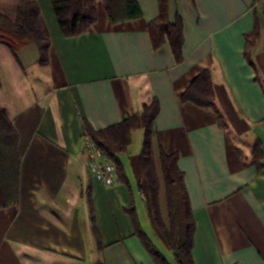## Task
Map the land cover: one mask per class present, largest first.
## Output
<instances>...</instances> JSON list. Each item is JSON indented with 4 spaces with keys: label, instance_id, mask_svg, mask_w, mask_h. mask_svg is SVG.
<instances>
[{
    "label": "crops",
    "instance_id": "obj_1",
    "mask_svg": "<svg viewBox=\"0 0 264 264\" xmlns=\"http://www.w3.org/2000/svg\"><path fill=\"white\" fill-rule=\"evenodd\" d=\"M137 1L142 17L116 24L98 1L96 23L66 37L52 0H0L12 21L20 6L37 2L50 42L47 66L35 43L15 55L0 44V90L5 78L18 88L16 101L3 96L0 104L20 160L18 203L0 209V264H156L136 221L176 264L156 225L142 150L131 151L134 133L143 130L144 145L145 130L132 132L115 185L96 181L86 165L87 127L120 124L154 99V154L158 162L161 147L178 157L194 263L264 264V0H167L165 21L181 28L178 56L167 33L156 44L151 35L159 1ZM204 72L215 108L182 98Z\"/></svg>",
    "mask_w": 264,
    "mask_h": 264
},
{
    "label": "trees",
    "instance_id": "obj_2",
    "mask_svg": "<svg viewBox=\"0 0 264 264\" xmlns=\"http://www.w3.org/2000/svg\"><path fill=\"white\" fill-rule=\"evenodd\" d=\"M98 1L104 2L105 10L113 24L142 17L137 0H52L57 20L66 37L81 35L96 23ZM158 1L161 13L159 18L150 25L151 35L156 44L161 41L162 35L167 33L178 56L181 45L180 25L166 23L167 0ZM39 13L38 3L28 2L18 8L14 21L0 14V44L8 46L15 55L20 48L29 43H35L40 50L41 65L47 66L50 42L42 35ZM182 98L184 101H191L201 107L215 108L210 72H204L197 77ZM158 112L159 105L154 99L150 104L145 105L141 114L128 116L120 124L102 131L87 127V138L93 140L114 162L119 178L123 179L124 167L119 156L128 152L132 143V132L137 129L145 130V141L140 155L141 167L156 225L173 252L175 263L195 264L192 257L195 225L184 175L177 165L178 157L166 155L161 147L157 156L158 162L154 154V124ZM17 143L18 135L13 128L8 111L0 104V209L18 203L20 160ZM141 192L143 196H146L145 188H141ZM162 201L167 209V223L162 215ZM136 226L137 234L140 235L155 263L171 264L142 232L137 221Z\"/></svg>",
    "mask_w": 264,
    "mask_h": 264
},
{
    "label": "built area",
    "instance_id": "obj_3",
    "mask_svg": "<svg viewBox=\"0 0 264 264\" xmlns=\"http://www.w3.org/2000/svg\"><path fill=\"white\" fill-rule=\"evenodd\" d=\"M85 153L87 156L86 165L92 178L104 186L115 185L118 175L114 162L89 138L85 140Z\"/></svg>",
    "mask_w": 264,
    "mask_h": 264
},
{
    "label": "rangeland",
    "instance_id": "obj_4",
    "mask_svg": "<svg viewBox=\"0 0 264 264\" xmlns=\"http://www.w3.org/2000/svg\"><path fill=\"white\" fill-rule=\"evenodd\" d=\"M0 78L4 80V76L0 75ZM6 80L7 79L5 78V83L4 82L1 83V85L3 84V88H1V90H0V97H2V98H3V96L5 98L12 97V100H11V98H9V100L12 102L15 99V101H16V96L18 97V95L16 94V92L18 91V88H16L14 82L9 80L10 82L7 83ZM40 81L42 83L43 88L47 87V84H48L47 78H42V79H40ZM2 98H1V101L3 100ZM143 138H144L143 130H138L134 133V141H133V145L131 147V151L134 155H137L142 150ZM162 251H163V254L165 255V257L169 258L170 252L169 251L166 252L165 249H163Z\"/></svg>",
    "mask_w": 264,
    "mask_h": 264
}]
</instances>
